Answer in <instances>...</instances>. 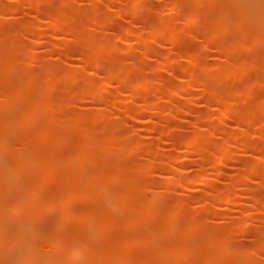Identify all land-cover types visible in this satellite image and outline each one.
Segmentation results:
<instances>
[{
  "label": "rangeland",
  "instance_id": "1",
  "mask_svg": "<svg viewBox=\"0 0 264 264\" xmlns=\"http://www.w3.org/2000/svg\"><path fill=\"white\" fill-rule=\"evenodd\" d=\"M34 1L0 0V264H63L72 239V264H101L116 241V264H150L160 249L161 264H204L221 238L215 264H264L258 16L233 0ZM217 20L227 30L213 34ZM63 177L76 189L51 208Z\"/></svg>",
  "mask_w": 264,
  "mask_h": 264
},
{
  "label": "bare ground",
  "instance_id": "2",
  "mask_svg": "<svg viewBox=\"0 0 264 264\" xmlns=\"http://www.w3.org/2000/svg\"><path fill=\"white\" fill-rule=\"evenodd\" d=\"M196 2H201L203 0H195ZM239 1H243L245 3V5L247 6L246 8L248 10H250V12H252L253 14H255L256 16H258V18L261 20L262 23H264V0H233V2H238ZM173 5H178V2L179 0H173ZM41 2L40 1H34V0H26V4L27 6L30 8L32 7H38L39 4ZM236 8V7H235ZM130 13H134V8H131L129 9ZM239 11V10H238ZM239 13H241L239 11ZM53 18L55 20H57V17L53 16ZM214 26H211L210 27V31L211 33L213 34H216L217 32H220V31H224V30H227V24L224 23L223 21L221 20H217L215 21L214 23ZM152 31H158V32H161L160 29H153ZM129 32V31H128ZM258 40V39H256ZM259 41V40H258ZM207 45H210L209 43H207ZM208 47V46H207ZM83 57V60L86 64L90 63L91 61H95V63H97V65H102L101 63V60H97V59H94L92 56H87V55H82ZM10 59H12V57H7L5 59V63H3V66H2V69H9L10 66H11V63H10ZM203 89L204 91L206 92H213L215 93V102H218L220 103L223 99H224V94H220L218 90H213L212 88L209 87L208 84H206L205 82L203 83ZM6 97L7 98H11V99H16L17 97V94L15 92H9V94L7 93L6 94ZM133 98L134 99H138V98H142L144 99V95L141 94L140 92H133ZM128 110V109H127ZM126 110V113H133L132 110ZM34 111H36V109H34ZM255 115V114H254ZM245 120L243 118H241V120L237 121V125L238 126H241V123L244 122ZM227 139H235L237 138V136L234 134V133H231V132H226L225 133ZM184 145H186V147L188 148H195L196 147V143L194 140H191V139H188V140H185L183 142ZM199 146V145H198ZM213 146H218L216 144H213ZM90 158V154L88 151H81L80 155L78 156L77 158V161H78V164L79 165H82L84 164V162L86 160H88ZM225 161V157H222L221 158V163H223ZM56 162V161H55ZM57 164V163H56ZM252 169H258V167H253ZM54 171H55V163H54V159L52 160H48L47 161V170L45 172V177L49 178V177H53L54 176ZM0 177L1 178H4L7 177V174H0ZM64 179H62V182H63V185L62 187L59 189V191L55 194L56 195V198L51 200V208H54V206H56L57 204H59V202H65L69 199L70 195L73 193V189H76L75 186L71 187L70 185V181H68L67 177H63ZM72 184V182H71ZM73 188V189H72ZM27 197V194L24 195L22 197V199L24 200L25 202V198ZM256 199L258 200H261V196H258L256 195L255 196ZM30 199V197H29ZM28 199V200H29ZM227 200L229 201L230 198H227ZM123 205V204H122ZM24 207V204L23 202H18L15 204L14 207H12L10 209V211H8V214H14L15 212L21 210L22 208ZM2 208V205L0 204V210ZM150 210L147 211L145 210V212H151L153 209L152 206L149 207ZM23 210V209H22ZM1 211H0V217H1ZM7 214V213H6ZM1 221H2V218H0V232H1ZM112 222V221H111ZM95 231H98V228L95 227ZM94 230V229H93ZM16 239V237H15ZM13 238L12 240V244L15 243V240ZM138 240H142L141 238L139 239H136V241ZM144 240V238H143ZM146 241V240H144ZM217 242V246H218V254L220 255L221 252H225V250H227V241L224 239V238H221V240H218L216 241ZM55 244V243H53ZM123 243H119V242H115L111 248L108 250V253L105 255L104 259L102 260V263L101 264H116L117 262H119L121 259L120 257V253H119V248L120 246L122 245ZM190 245V241L188 239H185L183 238L182 241L180 242V244H178L179 247L181 248H186ZM63 250L65 251L66 253V258H65V261L63 262V264H72L73 260L77 259L80 257L81 255V248L79 247V243H78V240L75 239V240H71L69 242H64L63 244H61ZM260 247H264V242L261 241V244H259ZM168 250L166 249H160L156 252V256H155V259L153 260V262H150V264H161L160 262V259H162L166 254H167ZM217 253L216 254H210V256H208L207 258V261L204 263V264H215L218 260H219V255ZM127 262V260H126ZM14 264H23V263H20V261H16ZM147 264V263H146Z\"/></svg>",
  "mask_w": 264,
  "mask_h": 264
}]
</instances>
